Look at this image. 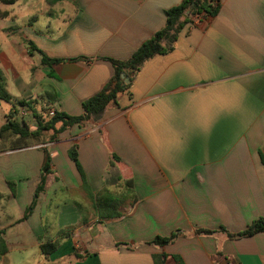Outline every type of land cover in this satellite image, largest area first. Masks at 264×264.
I'll list each match as a JSON object with an SVG mask.
<instances>
[{"label": "crops", "instance_id": "crops-1", "mask_svg": "<svg viewBox=\"0 0 264 264\" xmlns=\"http://www.w3.org/2000/svg\"><path fill=\"white\" fill-rule=\"evenodd\" d=\"M18 1L31 13L39 0ZM181 1L63 0L43 5L45 28L35 30L38 17L27 13L19 26H1L22 36L0 45L14 102L6 120L23 100L40 113L81 115L114 74L108 59L128 60ZM219 1L217 15L185 24L170 51L131 79L123 73L128 90L83 127L43 131L31 143L3 135L14 145L0 149V264H155L160 255L264 264V233L228 237L264 219V0ZM29 43L60 62L42 65ZM176 231L168 245L151 243ZM47 241L57 247L45 259Z\"/></svg>", "mask_w": 264, "mask_h": 264}, {"label": "trees", "instance_id": "trees-1", "mask_svg": "<svg viewBox=\"0 0 264 264\" xmlns=\"http://www.w3.org/2000/svg\"><path fill=\"white\" fill-rule=\"evenodd\" d=\"M4 4H14L17 0H3ZM63 0H48L50 6L61 2ZM220 9L219 0H182L178 6H175L165 12L166 23L165 26L157 31L150 39L146 40L141 44V46L132 54V56L126 61H117L108 59L111 63L114 74L111 79L106 83L100 92L85 100L82 103L83 113L79 116H68L60 112H55L54 116L51 118L44 117V111L39 112L31 106L30 103L26 101L19 102L21 106H27L33 117V128L23 122H17L15 119H12V115L8 117L5 124L0 126V139L3 135L9 133L11 135H16L22 140H27L30 138L36 139L43 131L54 130L56 133L62 132L65 129L77 125L83 127L89 120L94 117L101 115L106 107L109 104H116L117 97L120 93L125 92L129 88V84H124L121 73H125L128 78H132L142 64L156 56L162 55L172 49L173 43L177 38L178 33L184 27L185 24L191 23L193 18L201 16V18H212L217 15ZM3 15V14H1ZM4 16H1V18ZM31 51L38 53L41 56L42 65H51L60 62L58 59H49L44 54L33 46L32 43L28 44ZM0 101H10V97L5 90V81L0 71ZM60 123L59 128L55 130V125ZM33 129V130H32ZM32 130V131H31ZM70 159L75 163L76 168L78 169L81 177L83 174L81 172L80 166L77 161V156L75 150H70L69 152ZM261 162L264 166V156L261 155ZM47 164V158L45 159V166ZM11 186V185H9ZM43 188L40 185L36 194L39 193ZM108 206L114 204L116 205L117 200L109 198ZM31 207L27 210L29 212ZM27 212L24 217L27 216ZM113 216H118V213L115 212L111 214ZM197 233L209 235L210 231L207 230H198ZM258 233H264V219L258 218L249 224L242 232L237 234H228L230 238H245L251 237ZM179 231L173 232L168 237H155L151 242L156 246H165L171 243L178 235ZM57 247L56 242L47 241L41 243L40 251L42 256L47 259L52 253L55 252ZM7 253V247L5 241L1 237L0 232V257ZM155 264H182L176 257H172L171 261H166L165 255H160L154 258Z\"/></svg>", "mask_w": 264, "mask_h": 264}, {"label": "rangeland", "instance_id": "rangeland-1", "mask_svg": "<svg viewBox=\"0 0 264 264\" xmlns=\"http://www.w3.org/2000/svg\"><path fill=\"white\" fill-rule=\"evenodd\" d=\"M22 3H23L22 1L21 2L18 1L14 5L5 6V5H3L4 1L0 0V18H1V16H5L6 14L10 15V16L13 15L14 17H16L18 15L16 17L18 20L10 19V18L0 20V28H1V26L4 28L13 26V24L10 22L11 20L14 21L16 23V25H18V26H19V24H22L24 21L19 19L20 18L19 15H22V13H23V15H25V13H27V15L32 16V17H30V20L34 19L33 15L38 17V21L33 22V24H32L34 26L35 30H37L38 29L37 27L41 26L42 24L44 25V28H45V23H46L47 18H45L44 15H39V14L46 11L43 9L44 8L43 5H47L49 8L51 7L48 4V0H39L37 2V4H35V1H34V6L32 7L33 9L29 10V11H32L31 13L30 12L28 13V11L24 12L20 8ZM3 10H6V11H3ZM48 11H49V9H48ZM1 14H3V15H1ZM27 29H29V32L32 31V34H33V29L28 28V27H27ZM12 30L16 31V32H13L11 30H7V31L2 32L0 29V45H1V41L5 40V38H16V40H17V38H22L20 31H17L15 27L12 28ZM9 92L11 93V90H9ZM13 103L14 102H12V101H9V102L0 101V126L6 122V116L8 115V112L11 109V107L13 106ZM12 140H13L12 137L11 138L4 137V138L0 139V149H8L11 146H13L14 144H13ZM28 141H29V143H31L33 140L30 139Z\"/></svg>", "mask_w": 264, "mask_h": 264}, {"label": "built area", "instance_id": "built-area-1", "mask_svg": "<svg viewBox=\"0 0 264 264\" xmlns=\"http://www.w3.org/2000/svg\"><path fill=\"white\" fill-rule=\"evenodd\" d=\"M56 112L55 107H49L44 111V117L45 118H51L54 116ZM15 120H19L20 122H26L27 120H30L31 123L34 122V117L30 111V109L27 106H19L15 109ZM168 264H172L171 262H168Z\"/></svg>", "mask_w": 264, "mask_h": 264}, {"label": "water", "instance_id": "water-1", "mask_svg": "<svg viewBox=\"0 0 264 264\" xmlns=\"http://www.w3.org/2000/svg\"><path fill=\"white\" fill-rule=\"evenodd\" d=\"M121 78L124 80L125 83L129 82L128 78H126L125 74L123 73L121 74Z\"/></svg>", "mask_w": 264, "mask_h": 264}]
</instances>
